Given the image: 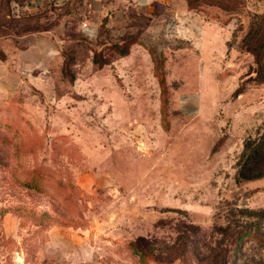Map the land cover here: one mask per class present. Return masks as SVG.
<instances>
[{
    "label": "rangeland",
    "instance_id": "rangeland-1",
    "mask_svg": "<svg viewBox=\"0 0 264 264\" xmlns=\"http://www.w3.org/2000/svg\"><path fill=\"white\" fill-rule=\"evenodd\" d=\"M28 1L0 0V43L55 54L0 101V264H264V0H187L229 27L217 67L143 21L88 40L86 0Z\"/></svg>",
    "mask_w": 264,
    "mask_h": 264
},
{
    "label": "crops",
    "instance_id": "crops-1",
    "mask_svg": "<svg viewBox=\"0 0 264 264\" xmlns=\"http://www.w3.org/2000/svg\"><path fill=\"white\" fill-rule=\"evenodd\" d=\"M47 2L48 0H29L27 7L30 11H36ZM86 2L88 7L82 18L86 27L81 28V31L91 41L102 38L106 42L119 41L136 28L134 22L143 21L144 26L138 33L143 41L157 43L168 40L169 45H173L187 40L197 56L201 53L206 67L221 66L230 49L229 27L191 10L187 0ZM47 34L39 36L34 32L0 43V101L6 100L19 85L27 81L23 71L31 74L33 70L49 65L55 54V44L48 39ZM40 56L45 58L40 61ZM190 109L188 105L184 107L185 111H191Z\"/></svg>",
    "mask_w": 264,
    "mask_h": 264
},
{
    "label": "trees",
    "instance_id": "trees-1",
    "mask_svg": "<svg viewBox=\"0 0 264 264\" xmlns=\"http://www.w3.org/2000/svg\"><path fill=\"white\" fill-rule=\"evenodd\" d=\"M122 53L123 55H125L127 52H122ZM258 153H259L258 150L254 151V155H257ZM239 176L244 179H251V178H257L263 176V173L259 169H257L255 165L254 167L251 168L241 167L239 171Z\"/></svg>",
    "mask_w": 264,
    "mask_h": 264
},
{
    "label": "built area",
    "instance_id": "built-area-1",
    "mask_svg": "<svg viewBox=\"0 0 264 264\" xmlns=\"http://www.w3.org/2000/svg\"><path fill=\"white\" fill-rule=\"evenodd\" d=\"M86 27V24L84 23V22H82V24H81V28H85Z\"/></svg>",
    "mask_w": 264,
    "mask_h": 264
}]
</instances>
